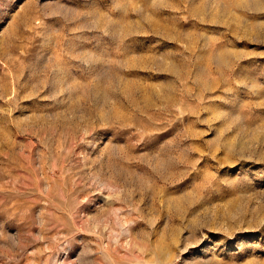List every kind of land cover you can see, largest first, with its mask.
I'll use <instances>...</instances> for the list:
<instances>
[{
	"label": "rangeland",
	"instance_id": "rangeland-1",
	"mask_svg": "<svg viewBox=\"0 0 264 264\" xmlns=\"http://www.w3.org/2000/svg\"><path fill=\"white\" fill-rule=\"evenodd\" d=\"M0 264H264V0H0Z\"/></svg>",
	"mask_w": 264,
	"mask_h": 264
}]
</instances>
